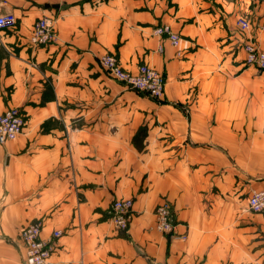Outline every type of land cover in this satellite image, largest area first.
<instances>
[{
	"label": "crops",
	"instance_id": "crops-1",
	"mask_svg": "<svg viewBox=\"0 0 264 264\" xmlns=\"http://www.w3.org/2000/svg\"><path fill=\"white\" fill-rule=\"evenodd\" d=\"M0 12L17 19L0 32V113L25 121L0 145V264H26L19 234L34 220L51 264H264L247 208L264 190V71L244 64L245 44L264 51V0H0ZM42 17L56 40L33 46ZM163 25L178 47L154 34ZM105 53L162 73L163 97L109 77ZM115 199L133 201L124 232ZM164 200L184 240L154 229Z\"/></svg>",
	"mask_w": 264,
	"mask_h": 264
},
{
	"label": "built area",
	"instance_id": "built-area-1",
	"mask_svg": "<svg viewBox=\"0 0 264 264\" xmlns=\"http://www.w3.org/2000/svg\"><path fill=\"white\" fill-rule=\"evenodd\" d=\"M17 19L11 12H0V32L15 27ZM242 30L249 28V23L244 18L238 20ZM158 36L166 35L173 47H178L180 36L171 31L167 25L154 29ZM56 40V33L51 19L42 17L37 19L29 36V43L33 46L46 45ZM244 63L259 71H264V51L254 43L245 44ZM100 68L112 79L123 83L129 89H134L147 97L159 100L164 95L165 77L154 68L141 64L136 73L125 70L117 57L112 53H105L98 57ZM25 126L24 116L20 109L12 107L0 113V145L14 141L23 133ZM247 208L250 212L261 216L264 224V190H252L247 199ZM108 218L117 231H127L133 219V201L131 199H115L107 211ZM154 229L173 239H185V236H177L174 232V213L171 203L167 200L157 205L154 211ZM42 223L32 221L24 225L20 230V241L25 250L26 264H51L50 256L54 246L50 240L41 238ZM61 230L54 231L53 238H59Z\"/></svg>",
	"mask_w": 264,
	"mask_h": 264
},
{
	"label": "rangeland",
	"instance_id": "rangeland-1",
	"mask_svg": "<svg viewBox=\"0 0 264 264\" xmlns=\"http://www.w3.org/2000/svg\"><path fill=\"white\" fill-rule=\"evenodd\" d=\"M245 64V63H244ZM246 66H248L247 64H245ZM118 82V81H117ZM120 83V82H119ZM121 84H123V83H121ZM124 85V84H123ZM125 86V85H124ZM126 87V86H125ZM128 88V87H127ZM129 89V88H128ZM129 90H132V91H134V92H136V93H139V94H141V95H143L141 92H139V91H137V90H134V89H129ZM264 124V123H263ZM263 133H264V130H263ZM250 139H248V141H249ZM263 140V139H262ZM262 142H264V140L262 141ZM263 150H264V144H263ZM252 191V190H251ZM251 191H250V193H251ZM258 218H260L258 215H256ZM34 221H38V220H34Z\"/></svg>",
	"mask_w": 264,
	"mask_h": 264
}]
</instances>
